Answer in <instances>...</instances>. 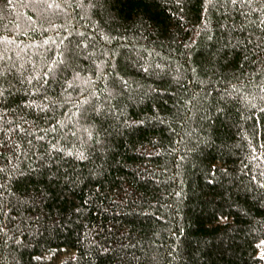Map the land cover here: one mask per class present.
<instances>
[{"label": "trees", "instance_id": "trees-1", "mask_svg": "<svg viewBox=\"0 0 264 264\" xmlns=\"http://www.w3.org/2000/svg\"><path fill=\"white\" fill-rule=\"evenodd\" d=\"M262 185L264 0H0V264H264Z\"/></svg>", "mask_w": 264, "mask_h": 264}, {"label": "snow or ice", "instance_id": "snow-or-ice-1", "mask_svg": "<svg viewBox=\"0 0 264 264\" xmlns=\"http://www.w3.org/2000/svg\"><path fill=\"white\" fill-rule=\"evenodd\" d=\"M232 2L234 3L235 0H232ZM147 70H148V69H145V71H147ZM46 74H47V73H46ZM76 75H77V77H78L79 74L77 73ZM124 84H125V86H127V82H126V81L124 82ZM69 87H71V85H69ZM93 95H94V93H93ZM109 95H111V93H109ZM93 110L99 112V111H100V108H99V106H97V107L94 108ZM77 112H81V109H80V108H77ZM81 114L83 115L84 113L81 112ZM58 123H59V122H58ZM85 131L88 133L89 138H92V133L89 132L87 129H85ZM72 134L75 135V133H72ZM78 158H79V159H84V158H85V157H84V153H83V152L78 153ZM262 187H264V185H262ZM225 219H226V218H225ZM261 244H264V241H261ZM258 255H259V258H260V259H264V251H262V252L259 253Z\"/></svg>", "mask_w": 264, "mask_h": 264}]
</instances>
